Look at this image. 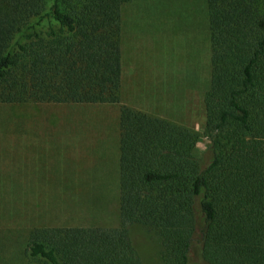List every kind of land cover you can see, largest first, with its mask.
Returning a JSON list of instances; mask_svg holds the SVG:
<instances>
[{"label":"trees","instance_id":"trees-1","mask_svg":"<svg viewBox=\"0 0 264 264\" xmlns=\"http://www.w3.org/2000/svg\"><path fill=\"white\" fill-rule=\"evenodd\" d=\"M134 1L0 0V103L120 104ZM206 4L210 160L197 131L122 105L120 226L36 228L31 264H147L139 228L159 264H264V0Z\"/></svg>","mask_w":264,"mask_h":264},{"label":"rangeland","instance_id":"rangeland-1","mask_svg":"<svg viewBox=\"0 0 264 264\" xmlns=\"http://www.w3.org/2000/svg\"><path fill=\"white\" fill-rule=\"evenodd\" d=\"M122 37L120 104L0 103V264L33 263L36 228L120 226L122 105L197 131L195 153L210 160L206 0H135ZM134 231L146 263L159 264V239Z\"/></svg>","mask_w":264,"mask_h":264}]
</instances>
